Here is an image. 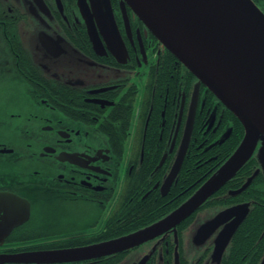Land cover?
I'll use <instances>...</instances> for the list:
<instances>
[{"label": "flooded vegetation", "instance_id": "af4514ba", "mask_svg": "<svg viewBox=\"0 0 264 264\" xmlns=\"http://www.w3.org/2000/svg\"><path fill=\"white\" fill-rule=\"evenodd\" d=\"M254 2L264 12V0ZM235 118L124 0H0V257L103 243L125 236H118L125 215L149 200L180 206L222 165ZM253 157L244 184L258 174L239 195L251 186L261 194L233 201L228 196L239 195L230 189L211 197L182 230L185 221L98 259L0 264H107L121 254L118 264L145 256L146 264H264V222L240 231L264 210L256 197H264L263 154L257 149ZM243 205L248 214L220 258L219 237L234 218L195 243L197 228Z\"/></svg>", "mask_w": 264, "mask_h": 264}, {"label": "water", "instance_id": "95a60500", "mask_svg": "<svg viewBox=\"0 0 264 264\" xmlns=\"http://www.w3.org/2000/svg\"><path fill=\"white\" fill-rule=\"evenodd\" d=\"M158 41L183 63L240 120L245 134L232 156L183 204L161 220L138 231L84 248L46 254L1 256L0 263H69L116 255L176 231L251 160L259 144L264 163V12L253 0H124ZM190 134V133H189ZM189 146L179 157L162 191L175 181ZM230 195L245 191L257 176ZM248 210L236 206L197 228L195 243L223 230L215 255L220 258L246 218ZM145 256L138 264H146ZM178 264V260H177Z\"/></svg>", "mask_w": 264, "mask_h": 264}, {"label": "trees", "instance_id": "16d2710c", "mask_svg": "<svg viewBox=\"0 0 264 264\" xmlns=\"http://www.w3.org/2000/svg\"><path fill=\"white\" fill-rule=\"evenodd\" d=\"M236 119L237 126L235 128V131L229 141L226 142V144L223 146V151L225 152V157L223 158V161L221 164L223 165L230 156L235 152V150L238 148L239 144L241 143L243 137H244V129L240 121ZM257 165L256 160L254 157L237 173V175L230 180L227 185L218 192L215 196H213L211 199H214L219 195L223 194L226 191L230 189H239L244 182L247 180V178L252 174V172L255 171V166ZM221 166V165H220ZM211 176V175H209ZM200 177V175H196V178ZM208 177H206L207 180ZM256 181H254L255 183ZM197 190V189H195ZM195 190H191L187 192V196L183 197L180 202H183L185 199L188 198V196L192 195ZM256 193L259 195L261 194L258 188H255V186H251L248 190V192H245L242 195H239L237 197H229V199L233 201H240L245 198L253 197ZM264 195V194H263ZM259 200L258 205H261L264 203L262 196H256ZM210 199V200H211ZM209 200V202H210ZM180 203H169L167 204L165 201H162V199H159L158 201L155 200H149L145 202L143 205H141L139 208H136L130 213H127L125 216L124 221V231L120 233V235H126L129 233H132L134 231H137L139 229H142L146 226H149L153 224L154 222L160 220L161 218L168 215L170 212H172L174 209H176L179 206ZM208 204V201L202 206H206ZM221 205H224L225 203L223 201L220 202ZM264 208V207H263ZM259 208H257L254 212L250 214V218L247 219L242 227L240 228V231L244 230H254L257 227H260V225L264 222V210L258 211ZM200 212V210L194 214L192 217H190L187 221H185L179 228V230L184 229L185 227L189 226L195 219L196 215ZM238 237V236H237ZM236 237V238H237ZM121 255H117L115 257L108 258L105 260L107 264H118L121 260ZM104 262V260H103Z\"/></svg>", "mask_w": 264, "mask_h": 264}, {"label": "rangeland", "instance_id": "374dc122", "mask_svg": "<svg viewBox=\"0 0 264 264\" xmlns=\"http://www.w3.org/2000/svg\"><path fill=\"white\" fill-rule=\"evenodd\" d=\"M193 230H195L194 227L191 228L190 233H191ZM142 254H143V253H139V255H142ZM139 255H138V256H139Z\"/></svg>", "mask_w": 264, "mask_h": 264}]
</instances>
